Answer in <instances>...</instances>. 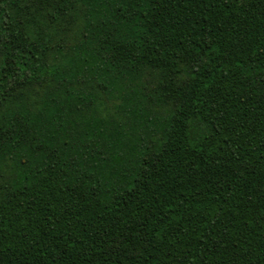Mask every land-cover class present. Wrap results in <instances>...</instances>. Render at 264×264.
<instances>
[{
	"label": "trees",
	"instance_id": "16d2710c",
	"mask_svg": "<svg viewBox=\"0 0 264 264\" xmlns=\"http://www.w3.org/2000/svg\"><path fill=\"white\" fill-rule=\"evenodd\" d=\"M0 264H264V0H0Z\"/></svg>",
	"mask_w": 264,
	"mask_h": 264
}]
</instances>
